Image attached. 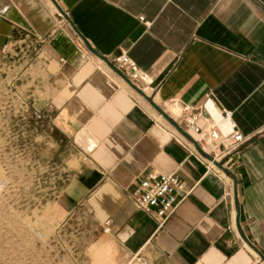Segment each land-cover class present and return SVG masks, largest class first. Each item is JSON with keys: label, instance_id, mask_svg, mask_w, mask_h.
<instances>
[{"label": "crops", "instance_id": "obj_1", "mask_svg": "<svg viewBox=\"0 0 264 264\" xmlns=\"http://www.w3.org/2000/svg\"><path fill=\"white\" fill-rule=\"evenodd\" d=\"M85 43L128 57L131 84L184 131L176 107L231 113L240 152L205 159ZM0 55L42 133L40 209L82 264H264V0H0ZM159 175L191 189L162 226L132 198Z\"/></svg>", "mask_w": 264, "mask_h": 264}, {"label": "rangeland", "instance_id": "obj_2", "mask_svg": "<svg viewBox=\"0 0 264 264\" xmlns=\"http://www.w3.org/2000/svg\"><path fill=\"white\" fill-rule=\"evenodd\" d=\"M16 59L14 52L10 61ZM1 62L0 55V264H82L72 239H53L58 235L53 226L56 221L49 209H40L49 197L39 185L45 182L47 186L49 181H39L38 165H33L39 159L38 151L32 145L35 134L42 133H34L33 118L21 115L16 68L2 67ZM176 108L177 120L181 111ZM73 236L79 238L80 232L75 229ZM66 242L70 248L74 246L68 259L63 258ZM144 261L149 264L138 254L126 264Z\"/></svg>", "mask_w": 264, "mask_h": 264}, {"label": "built area", "instance_id": "obj_3", "mask_svg": "<svg viewBox=\"0 0 264 264\" xmlns=\"http://www.w3.org/2000/svg\"><path fill=\"white\" fill-rule=\"evenodd\" d=\"M113 64L130 82L137 79V67L128 57L120 56ZM181 113L185 117V132L215 161L239 153L246 142L232 124L231 113L227 111H219L214 106L206 105L196 113H191L187 108ZM190 193L191 189H187L177 176L159 175L141 181L132 198L138 210L147 213L162 226ZM109 224V221L105 223L106 233L109 231ZM136 257L137 255L133 260ZM143 264L147 262L144 261Z\"/></svg>", "mask_w": 264, "mask_h": 264}, {"label": "water", "instance_id": "obj_4", "mask_svg": "<svg viewBox=\"0 0 264 264\" xmlns=\"http://www.w3.org/2000/svg\"><path fill=\"white\" fill-rule=\"evenodd\" d=\"M73 26V25H72ZM75 30V29H74ZM85 46L93 53L95 54L96 56H99L97 53H95L94 51H92L88 45L85 43ZM99 58H101L103 61H105L107 63V65L114 71L116 72L126 83H128L134 90H136L140 95H142L144 98H146V96L139 90L137 89L135 86H133L131 84V82L125 77V75L121 72V71H118L111 63H109L106 59H104L103 57L99 56ZM147 99V98H146ZM148 102L150 103V105L166 120L168 121L172 127H174V129L180 134L182 135L183 137H185L187 140H189L195 147V149L197 150V152L203 156L205 159H207L208 161L210 162H213L215 163L217 166L220 167V164L219 163H216L214 161V159L208 155L207 153H205L198 145L197 143L194 141V139L188 134L186 133L183 129H181L179 127V125L174 121L172 120L168 115H166L159 107H157L151 100L147 99Z\"/></svg>", "mask_w": 264, "mask_h": 264}, {"label": "bare ground", "instance_id": "obj_5", "mask_svg": "<svg viewBox=\"0 0 264 264\" xmlns=\"http://www.w3.org/2000/svg\"><path fill=\"white\" fill-rule=\"evenodd\" d=\"M169 111L173 112V114L175 113V109L173 107H171Z\"/></svg>", "mask_w": 264, "mask_h": 264}]
</instances>
